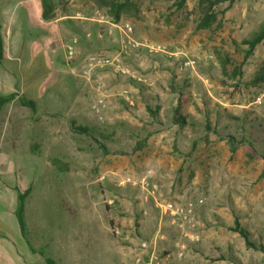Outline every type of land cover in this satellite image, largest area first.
Returning <instances> with one entry per match:
<instances>
[{
  "label": "rangeland",
  "instance_id": "374dc122",
  "mask_svg": "<svg viewBox=\"0 0 264 264\" xmlns=\"http://www.w3.org/2000/svg\"><path fill=\"white\" fill-rule=\"evenodd\" d=\"M0 1L1 34L11 45L4 48V58L0 60V92L15 91L19 95L0 112V184L4 188L19 186L21 190L31 187L25 220L35 243L43 242V236L41 243L36 239L45 234L43 221L51 226L65 221V231L77 227L76 251L84 255L79 264H120L115 251L108 250L99 256L95 250L92 254L93 235L86 232L82 221L92 218L99 226L109 227L108 237L116 249L132 236L142 235L147 209L171 225L173 231L178 230L174 241L185 243L186 231L179 230L180 223L185 229L189 224L179 213L166 212L165 205H185L190 200L195 203L191 216L194 230L202 222L234 223L239 219L242 226L250 229L252 240L264 243V80L255 82L264 69V40L249 56L248 45L243 42L264 26V0H130L124 10L122 21H129L134 38L180 51L174 56L177 69L171 74V68L164 67L165 75L153 80L145 76V83L137 82L143 107L139 115L127 98V104L118 110L145 123H150V114L156 115L170 125L180 104L188 125V141L195 139V145L191 148L189 141L188 147L183 148L188 157L181 164L175 160H171L172 165L157 163L163 168L158 177L154 164H136L137 157L152 155L154 151L172 157L177 153L183 155L182 150L144 147L134 143L133 136L116 132L117 127L110 146L99 134L93 135L92 141L83 142L77 141L75 133L61 132L64 117L59 114L60 105L79 95L64 82L49 83L51 77H58V67L54 66L61 55L63 58V49L54 46L49 50V43L41 50L33 48L35 44L40 47L44 38L40 25L32 16L18 17L11 12L24 11L22 0ZM58 1L56 6L63 5L68 10L86 8L90 16L109 17L100 0ZM206 13L216 19L210 26L200 27ZM147 56L145 63L154 58L158 61L157 57ZM187 59L195 61L193 67L183 65ZM20 97L34 100L36 110L23 105ZM46 111L45 128L52 132L56 127L59 133L55 135L69 140L65 149L48 145L53 142L47 140L59 141L52 140L51 134L44 147L34 140L28 124L36 114ZM120 121L115 126L124 123L123 119ZM100 143L107 147V153ZM62 150L65 153L59 155ZM148 171L150 185L143 187L142 180ZM80 230L85 232L82 236ZM145 243L150 257L155 246ZM173 247L176 248L175 243ZM242 252L244 259L240 264H264L262 251L247 250L243 245ZM137 257L144 259L142 255ZM0 264L17 263L9 256ZM35 264L48 263L42 258Z\"/></svg>",
  "mask_w": 264,
  "mask_h": 264
},
{
  "label": "crops",
  "instance_id": "0c3cea01",
  "mask_svg": "<svg viewBox=\"0 0 264 264\" xmlns=\"http://www.w3.org/2000/svg\"><path fill=\"white\" fill-rule=\"evenodd\" d=\"M54 1L60 4V1ZM22 3L24 4L22 6L23 12L18 13L15 9L11 10V12L17 14L18 17L28 18V16H32V19L36 20L40 25L42 33L44 32V38L40 42L41 46L36 47V44L33 43L35 44L33 48L41 50L42 46L49 43L51 45L49 46V50L54 48V46H56V49H63V58L61 55L54 66L58 67L55 69L58 72V77H51L53 80H49L50 85L64 82L73 86L77 93H79L77 98L69 97L68 101L60 105L62 111L59 114L64 117L63 124L61 123V132L75 133L77 141L83 142L92 141V136L99 134L105 139L106 146H110L113 133L116 130L114 127H117L119 130H116V132L133 136V142L139 143L144 147L155 148L158 151L160 149L170 151L173 148L182 150L183 155L177 153L175 156L172 155V157L165 156L164 154L162 156L161 152L158 154L157 151L151 152L152 155L147 154V156L142 158L137 157L138 162L136 164H154L155 169H152L155 170L157 177L158 172L161 175L163 171V168L159 167L157 163L171 162L172 165L174 162L181 164L187 160L188 155L186 154L188 151L183 148L188 147L189 141H191V148L195 145V139L188 141L187 133L189 130L187 124L173 122L170 125H165V123L161 122V117H157L156 115H153V117L150 113L152 119H150V123H145L144 121H139L138 118H135L129 112H118L128 101L137 108L134 113L139 115V112H142L141 91L139 90V86H136L140 82L137 83L132 78L115 74L109 68L94 69L92 80H88L82 75V69L87 65L88 55L97 52H102L106 55H115L117 53L123 37L121 26L129 22L122 21L125 19L124 16L120 19V22H116L111 17L103 15L102 17L90 16L86 8L68 10V7L57 5L54 10V16L49 20H45L42 17V0H22ZM2 5L3 3L0 1V9ZM3 40L4 48L9 49L11 45L8 44V40L4 39V37ZM70 43H74L76 48V57L71 62L66 61L67 46ZM178 53H180L178 49H172L167 45H163L162 51L157 53L150 52L147 48L143 47L128 56L125 59V64L132 69L133 67L137 68L141 73L144 72L143 75L136 69L133 70L153 80L166 74L165 71L167 69L164 67H170L171 71L169 74L172 73V70L176 68L174 56ZM147 54L157 57L159 62L154 58L153 61L145 63L148 59ZM52 56L53 54H51L50 59ZM97 83H100L102 86V93L105 96L107 104L104 111V123L99 121L92 109V104L99 94L95 88ZM46 113L48 111L41 113V115L36 114L28 124L32 128L34 140L41 143V146L44 147L46 140L51 134L52 140L59 141L47 140L53 142V144L49 143L48 145L65 149L66 145L69 144V140H65L64 136L60 138L61 134L55 135V133H59V130L55 129L56 127L52 129V132L49 128H45L43 121L45 118H48ZM153 114L156 113L154 112ZM141 115H144V113ZM122 119L124 120L123 125L118 123L121 126H115V123L121 122L120 120ZM72 127H85L87 132L82 133L72 130ZM124 138L131 140L127 136H124ZM64 153V150H62L59 152V155H63ZM131 159L135 160V158ZM171 160L175 161L172 162ZM174 168V165L171 166V170H174ZM178 168L177 170L179 171ZM10 187L4 188L0 184V260L11 256V259L17 264H35L37 259L42 258L48 263L47 257H50L53 259L54 264L81 263L84 255L80 253V250L76 251V241L78 239L77 227H70L69 230L66 228L65 231L67 225L65 221H62L64 223H55L57 226H51V223L43 221L46 227L45 234L36 236V239L40 243L43 236V242L41 244L35 243L34 236L27 231L26 220V230L24 231L16 215L18 202L17 188L19 186H15V188L13 186ZM30 194H32V191ZM144 213L147 216L145 217L143 231L141 232L142 235L138 237L132 236L126 243L117 245L116 249L114 242L108 237L110 233L109 227L104 225L99 226V223L93 221L92 218H87L86 220L88 221H82L81 224L87 228L86 232L93 235L94 248L92 254L94 255L95 250H97L99 256H103L108 250L115 251L120 264H129L139 255L144 256V259L148 260L149 256L147 253L150 251V248H144L142 243L149 242L150 244H155L157 241L159 247L155 245V251L159 253L158 256L163 264H240L244 259L242 255L243 245H245L247 250L254 249L249 248L242 236L232 229L235 223L220 220L218 222H202L197 226V230H194L196 226H188L186 229L185 227L180 228L179 230L182 233L186 231V241L185 248L179 254L178 248L173 247L174 243H176L174 238L179 233L178 230L175 228L177 232L173 231L171 225L165 223V220L163 222L162 219H158L156 214H154L155 216L152 215L150 210L144 209ZM59 220L61 222V219ZM152 222L154 227H152ZM245 228L248 229L247 227ZM97 229L101 232L100 236L97 233ZM248 230L250 231V229ZM78 233L82 236L85 232L80 230ZM179 242L181 243L182 240ZM257 243L262 242L259 241Z\"/></svg>",
  "mask_w": 264,
  "mask_h": 264
},
{
  "label": "built area",
  "instance_id": "2783aa9c",
  "mask_svg": "<svg viewBox=\"0 0 264 264\" xmlns=\"http://www.w3.org/2000/svg\"><path fill=\"white\" fill-rule=\"evenodd\" d=\"M121 30L123 33V37L121 40L120 47L115 55H106L102 52L92 53L88 55L87 65L82 69V75L85 78H87L88 80H92L93 70L96 68H109L115 74L121 75L123 77L132 78L140 83L146 82V78L144 76H142L139 72L133 70L131 67L125 64V59L143 47L147 48L150 52H154V53L162 51L163 48L160 45H156L154 43H150L147 41H142L134 38L132 35L133 27L129 24V22L124 23V25L121 26ZM75 57H76L75 44L70 43L67 46L66 58L69 62H71ZM194 64L195 61L192 59H187L183 61V65L185 67H193ZM95 88L99 92V94L95 99V102L92 104V109L94 113L97 115L99 121L101 123H104L105 122L104 107L106 106V99L102 93L101 84L97 83ZM150 175H151V171H148V174H146V176L143 177L142 180L143 187H148L150 185L149 183L151 178ZM165 206H166V212L167 210H169L173 214L179 213L180 215H182V220L185 222V224H189V226L191 227L195 226V223L192 221V217H191L195 209V203L193 201L191 200L187 201L185 205L180 204L173 206L171 203H168V205ZM180 226L185 227L183 223H180ZM155 245L156 243L154 244V246ZM143 246L147 247L148 245L147 243L144 242ZM175 246L178 248L179 254H181L183 248H185V243L176 242ZM155 249L156 248L154 247V251H152V254L150 255L147 261H145L142 257H137V259L130 264H163Z\"/></svg>",
  "mask_w": 264,
  "mask_h": 264
},
{
  "label": "trees",
  "instance_id": "16d2710c",
  "mask_svg": "<svg viewBox=\"0 0 264 264\" xmlns=\"http://www.w3.org/2000/svg\"><path fill=\"white\" fill-rule=\"evenodd\" d=\"M215 1H224V0H215ZM231 1V0H230ZM101 5L103 7L107 8V15L111 17L114 21L120 22V19L124 15V10L129 6L130 0H100ZM42 17L45 20H49L54 16V10L56 7V3L54 0H42ZM216 19L215 15L211 13H206L204 17L201 19L199 26L205 27L210 26L211 23ZM122 24V23H121ZM264 40V26L256 32L251 38L244 39L243 42L248 45V49L246 50V56H249L255 49L256 45ZM4 58V40L3 36L1 34V26H0V60H3ZM237 73L240 72V69L238 68ZM259 80H264V69L259 71V74L255 78V82ZM18 93L15 91L2 94L0 92V112L3 110V108L6 106V104L10 103L11 101L15 100L18 97ZM20 102L29 107L33 110H36V102L32 99H29L27 97H20ZM150 112L153 114L154 111L150 106L147 107ZM174 122L178 124H184L186 122L185 115H183L180 111V104L177 105V107L174 110V116H173ZM209 127V125H207ZM74 130L86 133L87 129L85 127H73ZM101 148L104 152L107 153V147L104 144L100 143ZM18 191V202H17V208H16V215L18 217L19 223L21 228L25 231L26 230V223H25V204H26V198L31 192V187H28L25 190H21L20 188H17ZM235 226L232 227V229L239 233L240 236L244 239L246 245L249 248H254L256 250H260L264 253V244L257 243L256 241L252 240L250 237V231L246 229L244 226L241 225L239 219H235ZM111 224H113V221L111 220ZM47 261L49 264H54V261L52 258L47 257Z\"/></svg>",
  "mask_w": 264,
  "mask_h": 264
}]
</instances>
